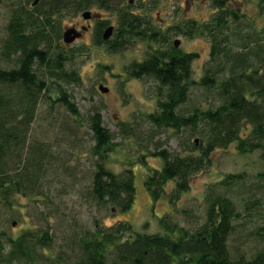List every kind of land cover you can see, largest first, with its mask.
Listing matches in <instances>:
<instances>
[{"label":"trees","instance_id":"trees-1","mask_svg":"<svg viewBox=\"0 0 264 264\" xmlns=\"http://www.w3.org/2000/svg\"><path fill=\"white\" fill-rule=\"evenodd\" d=\"M34 1L12 5L0 40V216L3 211L15 213L20 197L43 198L47 177L54 167L63 168L56 144L33 133L40 108L46 119L56 107L72 117L78 130L85 126L90 137L94 172L86 196L94 207L126 213L134 203L131 164L119 173L106 168L117 147L113 141L121 137L138 143L135 161L147 169L143 185L153 204L165 198L174 213L158 220L159 232L154 234L134 232L125 222L108 229L94 222L91 231L74 235V257L58 254L53 260L45 254L51 242L47 232L13 238L0 230V264H264V224L254 225L264 221V214L259 212V194L250 190L264 191V184L248 186L245 172L226 174L205 189L199 216L192 208L176 207L191 179L209 168L215 151L232 146L240 156L258 152L264 162V24L257 28L226 0H213V13L204 22L173 19L163 28L149 15L133 12L136 5L128 0H39L33 6ZM161 1L171 3L147 0L149 12ZM258 7L264 19V0ZM92 10L108 13L115 21L112 37L103 41L111 24L98 19L96 46L115 53L137 41L147 44L143 62L126 68L125 82L156 85L154 111L119 122L116 134L104 126V107L92 106L82 117L61 86L82 84L75 64L85 53L82 46L69 49L63 43L64 21ZM176 36H204L209 42V59L197 82L190 72L196 54L170 44ZM143 124L151 137L143 138ZM168 130L182 135L180 154L152 142L153 131ZM141 150L146 155L139 154ZM147 157L161 159V169L149 168ZM256 178L264 182L263 174Z\"/></svg>","mask_w":264,"mask_h":264},{"label":"rangeland","instance_id":"rangeland-1","mask_svg":"<svg viewBox=\"0 0 264 264\" xmlns=\"http://www.w3.org/2000/svg\"><path fill=\"white\" fill-rule=\"evenodd\" d=\"M19 0H0V40L5 37L10 10L13 4ZM161 1L156 9L149 12L150 5L147 0H136L132 11L146 14L152 17L156 25L166 27L173 19L191 20L195 19L204 22L213 13L211 4L213 0H170ZM259 0H226L229 8H236L239 13L245 15L246 19L254 22L257 28H261L264 19L260 16L258 7ZM141 7L138 10L136 7ZM163 7V8H161ZM91 14L97 15L99 20L109 19L111 26L115 27L114 17L108 13L92 10ZM92 24V23H91ZM76 25L83 35L73 43L67 45L70 48L84 47L85 53L80 59H76V70L78 71L82 84L80 86L61 85L71 97L79 114L85 117L92 106H102V119L104 126L113 134H116L119 122H129L132 116L151 113L155 109L156 85L150 81L132 80L127 83L126 68L133 62H143L145 54L149 51L146 43L137 41L129 48L115 53L108 52L101 45L96 46L93 41L94 24L88 33L81 31V27H87L81 17L66 19L62 32ZM96 25V24H95ZM81 26V27H80ZM94 26V28H93ZM180 41L178 49L186 53L196 54V59L190 64L192 79L197 82L202 76L204 65L208 62L210 45L207 38L195 37L193 39L183 36L170 38V44ZM166 49L167 46H163ZM77 57V58H78ZM0 65L1 62H0ZM102 85L109 90L108 94L99 92L98 87ZM124 102V104H123ZM51 117L44 118V110L40 108L37 122L34 125V136L45 139L49 143L56 144L55 152L62 163L63 168H53L52 174L47 177L44 197L34 198L20 197L14 207L16 212H2L0 216V230L4 231L7 237H17L22 233L47 232L51 238L50 247L46 249L51 260L58 254L65 257H74L76 253L71 251V243L74 235L79 236L83 231L92 230L94 222H97L103 229L115 226L117 222H125L131 226L134 232L154 234L159 232L158 220L166 215H173L174 210L165 198L153 204L147 194L143 182L147 169L139 162H136L135 149L136 139L124 141L121 137L114 139L115 152L109 156L106 168L114 173H119L120 168L131 164L134 174L135 199L131 209L126 213L112 211L111 207L96 208L86 196L93 175V159L90 156L92 146L86 127L77 128L70 115L65 114L62 108H54ZM134 120V119H133ZM141 122V120L139 119ZM52 129H51V127ZM143 138L151 137L145 124L142 125ZM146 129V130H145ZM154 135L152 142L162 143V149L169 153L180 154L179 141L183 142L182 135L176 137L174 132L168 130L163 134ZM138 149V147H137ZM153 151V149H149ZM134 152V153H133ZM146 153L141 150L139 154ZM149 168L161 169L163 163L159 158H146ZM127 167V166H126ZM125 167V168H126ZM245 172L251 184H264L263 180H257L256 176L264 175V162L259 158L258 152L250 155L240 156L236 154L231 146L226 150H217L211 157V165L208 169L194 176L190 181L189 191L181 196L176 206L179 210L192 208L199 216L201 209V196L207 186L221 179V176ZM262 179V178H261ZM169 184L167 187H170ZM51 188V190H50ZM250 190L259 194L261 209L264 214V191ZM178 222L182 224L177 216ZM14 224V225H13ZM148 224L147 228L143 226ZM264 221L256 220L254 225H263Z\"/></svg>","mask_w":264,"mask_h":264},{"label":"water","instance_id":"water-1","mask_svg":"<svg viewBox=\"0 0 264 264\" xmlns=\"http://www.w3.org/2000/svg\"><path fill=\"white\" fill-rule=\"evenodd\" d=\"M38 1H39V0H35V1L33 2V6L36 5V4L38 3ZM133 2H134V0H128V3H129V4H133ZM81 16H82V19H83V20H88V19H90V18L92 17V15H91L90 12H85V13H83ZM94 18H98V16H97V17L94 16ZM112 34H113V27L110 26V27L106 28L105 31L103 32V35H102V39H103V41H107V40H109V39L111 38ZM78 37H79V35L77 34V32H76L74 29H72V28H67V29H65L64 32H63V36H62L63 43H64L65 45H69V44L73 43ZM179 43H180V42H179L178 40H176V41L174 42V47H175V48H178ZM98 90H99V92L102 93V94H107L108 91H109L107 88L103 87L102 85H100V86L98 87ZM196 143H197V142L195 141V144H196ZM13 225H14V224H13Z\"/></svg>","mask_w":264,"mask_h":264},{"label":"flooded vegetation","instance_id":"flooded-vegetation-1","mask_svg":"<svg viewBox=\"0 0 264 264\" xmlns=\"http://www.w3.org/2000/svg\"><path fill=\"white\" fill-rule=\"evenodd\" d=\"M136 0H134V2H135ZM133 2V3H134ZM227 6H229V5H227ZM92 15V14H91ZM79 17H81V19H82V16L81 15H78V18ZM96 20L97 19H95L94 18V16L92 15V17L90 18V19H88V20H84L85 22H87V27H85V26H83V27H81V31H83L84 33H88L90 30H91V27H92V25L94 24V26H95V24H96ZM92 23V24H91ZM94 26H93V28H94ZM72 29H74L76 32H77V34L79 35V37L77 38V39H79L83 34L82 33H80L79 31L80 30H78V27L76 26V25H74V26H72L71 27ZM112 37V36H111ZM175 42V41H174ZM180 42V41H179ZM180 44V43H179ZM179 46V45H178ZM109 92V91H108ZM108 94V93H107Z\"/></svg>","mask_w":264,"mask_h":264}]
</instances>
